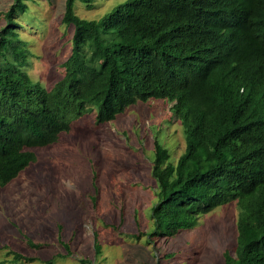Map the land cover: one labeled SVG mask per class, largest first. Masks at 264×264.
Masks as SVG:
<instances>
[{"label":"trees","instance_id":"trees-1","mask_svg":"<svg viewBox=\"0 0 264 264\" xmlns=\"http://www.w3.org/2000/svg\"><path fill=\"white\" fill-rule=\"evenodd\" d=\"M76 1L90 0H64L71 48L49 90L20 69L26 47L13 14L25 0L3 13L0 187L35 161L32 149L56 142L94 107L100 124L137 102L166 99L185 144L172 163L167 148L153 143L157 202L147 235L172 238L235 202L234 256L225 253L223 264H264V0H124L98 19L77 15ZM5 256L1 263L36 259L9 249Z\"/></svg>","mask_w":264,"mask_h":264},{"label":"rangeland","instance_id":"rangeland-1","mask_svg":"<svg viewBox=\"0 0 264 264\" xmlns=\"http://www.w3.org/2000/svg\"><path fill=\"white\" fill-rule=\"evenodd\" d=\"M122 1H76L74 11L98 19ZM25 3L23 11L13 14L14 31L26 47L20 69L49 90L63 75L72 27L62 22L64 0ZM11 4L0 0V29ZM95 113L94 107L72 121L56 142L32 149L35 161L0 187V260L10 258L8 249L36 258L0 264H44L49 258L52 264H223L225 253L234 256L235 202L200 215L195 227L172 238L147 235L157 202L153 143L167 148L172 163L184 151L183 127L171 103L137 102L100 124ZM26 239L41 245L31 247Z\"/></svg>","mask_w":264,"mask_h":264},{"label":"bare ground","instance_id":"bare-ground-1","mask_svg":"<svg viewBox=\"0 0 264 264\" xmlns=\"http://www.w3.org/2000/svg\"><path fill=\"white\" fill-rule=\"evenodd\" d=\"M59 57V56H58ZM164 63V62H163ZM28 69V68H27ZM25 73V72H24ZM27 115V114H26ZM24 120V119H23ZM32 120V119H31ZM34 128V127H33ZM30 130H31V128H30ZM32 131V130H31ZM12 134V133H11ZM16 135V134H15ZM26 137V136H25ZM32 139V138H31ZM26 140V139H25ZM6 145V144H5ZM37 171V170H36ZM11 176V175H10ZM9 176V177H10ZM5 179H7V178H5ZM4 202V201H3ZM47 206V205H46ZM12 220V219H11ZM11 235V234H10Z\"/></svg>","mask_w":264,"mask_h":264}]
</instances>
